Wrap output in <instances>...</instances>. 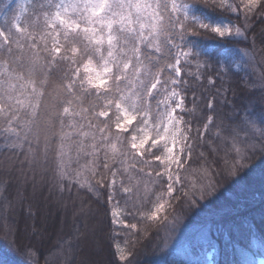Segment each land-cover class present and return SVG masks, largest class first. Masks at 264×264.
<instances>
[{
  "label": "snow or ice",
  "instance_id": "6c2138e0",
  "mask_svg": "<svg viewBox=\"0 0 264 264\" xmlns=\"http://www.w3.org/2000/svg\"><path fill=\"white\" fill-rule=\"evenodd\" d=\"M204 2L242 11L245 21L264 19V0ZM18 9L0 23V142L11 153L9 169L30 179L34 194L47 186L67 208L63 197L73 188L77 196L103 190L113 224L147 236L169 223L177 204L195 207L214 189L211 168L198 185L176 187L206 133L227 145L217 175L234 176L254 157L264 158V72L258 81L240 78L242 92L250 86L261 93L259 111L237 106L223 86L232 61H210L190 39L204 32L246 40L247 24L197 15L193 0H24ZM87 97L94 101L85 107ZM28 214L34 216L31 206ZM87 238L79 228L72 240L61 238L64 264ZM116 247L129 264L134 244Z\"/></svg>",
  "mask_w": 264,
  "mask_h": 264
},
{
  "label": "trees",
  "instance_id": "16d2710c",
  "mask_svg": "<svg viewBox=\"0 0 264 264\" xmlns=\"http://www.w3.org/2000/svg\"><path fill=\"white\" fill-rule=\"evenodd\" d=\"M23 2L0 0V23L14 16ZM193 2L199 9L197 15L225 24H247L246 40L244 36L222 39L204 32L190 39L197 40L203 55L210 61H232L231 73L223 80L228 98L237 106L247 105L252 110L254 105L259 111L261 93L250 86L242 92L240 78L258 81L260 73L264 72V44L261 43L264 19L256 14L245 21L242 11L229 13L214 9L211 4L205 6L204 0ZM234 2L239 3V0ZM245 51L248 56H244ZM237 62H240L239 67ZM191 100L189 93L185 101L188 108L192 107ZM93 101L94 97L85 98L84 106ZM200 115L199 110L193 113L194 117ZM196 127L194 123L193 129ZM226 149L227 145L221 144L219 138L206 133L181 170L183 185L176 187L198 185L203 180V170L211 168L215 181L211 194H206L205 199L198 200L192 208L177 204L169 223L152 227L147 236L142 233L133 236L130 230L113 224V205L106 201L103 190L93 194L80 190L77 196V189L73 188V195L65 194L67 199H63L67 208L57 203L59 194H49L47 186L34 194L32 182L20 184L15 168L9 169L11 153L0 142V180L7 182L0 186V264H45V259L48 264H64L65 257L57 248L63 240L73 239L76 228L87 231L88 238L76 245L72 264H94L95 261V264H123L116 245L125 247V240L134 244L129 264H258V259L264 257V158L254 157L236 175L225 178L217 173L221 172L227 158ZM85 162L81 159L79 163ZM72 166L77 165L73 162ZM81 200L83 213L73 215V210L81 208ZM29 206L34 216H29ZM73 206L77 209H72ZM120 206L123 207L122 200ZM128 222L143 227L139 220ZM92 227L96 228V235Z\"/></svg>",
  "mask_w": 264,
  "mask_h": 264
},
{
  "label": "rangeland",
  "instance_id": "374dc122",
  "mask_svg": "<svg viewBox=\"0 0 264 264\" xmlns=\"http://www.w3.org/2000/svg\"><path fill=\"white\" fill-rule=\"evenodd\" d=\"M19 176V175H18ZM20 177V176H19ZM28 180H30V179H28ZM28 180H25L24 178H21L20 177V184H22V183H26ZM31 181V180H30ZM63 199H67V198H65V197H63ZM68 201H69V199H68ZM77 209V208H75L74 206L72 207V209ZM70 210H71V207L69 208ZM72 211V210H71ZM73 212H75L76 214H78V213H80V211H76V210H73ZM88 217H89V215H88ZM95 223V222H94ZM96 230V228L95 227H92V229H91V231H93V233H95V235L97 234V232L95 231ZM96 262V261H95ZM95 262H94V264H95ZM258 264H264V257H260L259 259H258Z\"/></svg>",
  "mask_w": 264,
  "mask_h": 264
}]
</instances>
